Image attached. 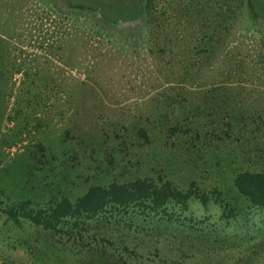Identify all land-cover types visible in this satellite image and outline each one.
I'll return each mask as SVG.
<instances>
[{"label": "rangeland", "instance_id": "obj_1", "mask_svg": "<svg viewBox=\"0 0 264 264\" xmlns=\"http://www.w3.org/2000/svg\"><path fill=\"white\" fill-rule=\"evenodd\" d=\"M240 2L152 0L118 32L57 0H0V264H264V209L234 185L264 172V26ZM136 179L195 193L59 232L9 214Z\"/></svg>", "mask_w": 264, "mask_h": 264}, {"label": "trees", "instance_id": "obj_2", "mask_svg": "<svg viewBox=\"0 0 264 264\" xmlns=\"http://www.w3.org/2000/svg\"><path fill=\"white\" fill-rule=\"evenodd\" d=\"M59 1L63 9L67 11L81 10L92 15L95 21L101 23L104 29L127 32L140 30L145 23L146 16H152V0H112L117 7L107 6L105 3L93 2V5L73 6L68 0ZM245 7L249 21L256 27L264 26V0H239ZM104 2L109 1L105 0ZM241 3V2H240ZM241 3V4H242ZM137 4V5H136ZM109 7V8H108ZM193 6L185 7L187 13L192 17ZM109 14L108 16L105 15ZM234 185L237 191L245 197L252 205L264 209V172L244 171L237 174ZM192 193L181 192L170 182L163 186L156 185L149 179H136L128 183H113L109 186H93L83 196L75 201L65 197L47 208L28 209L30 202H24L12 210L9 214L19 221L22 217L44 229L59 232L58 226L65 221H75L105 211L108 207H130L133 205H146L151 203L162 206L169 201L186 204ZM203 204L207 200L202 197ZM19 213V214H18ZM18 216V217H17Z\"/></svg>", "mask_w": 264, "mask_h": 264}, {"label": "flooded vegetation", "instance_id": "obj_3", "mask_svg": "<svg viewBox=\"0 0 264 264\" xmlns=\"http://www.w3.org/2000/svg\"><path fill=\"white\" fill-rule=\"evenodd\" d=\"M100 25H101V23H99ZM135 31H137V29H135L134 31H131V32H135ZM130 32V31H129Z\"/></svg>", "mask_w": 264, "mask_h": 264}]
</instances>
